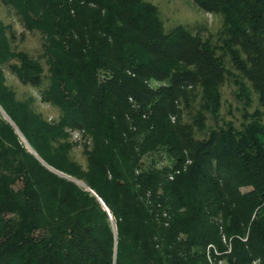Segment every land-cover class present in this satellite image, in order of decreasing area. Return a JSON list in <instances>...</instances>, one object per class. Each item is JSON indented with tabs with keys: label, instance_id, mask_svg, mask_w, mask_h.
<instances>
[{
	"label": "trees",
	"instance_id": "trees-1",
	"mask_svg": "<svg viewBox=\"0 0 264 264\" xmlns=\"http://www.w3.org/2000/svg\"><path fill=\"white\" fill-rule=\"evenodd\" d=\"M193 1L215 34L150 0H1L23 30L0 18V264H264V0Z\"/></svg>",
	"mask_w": 264,
	"mask_h": 264
},
{
	"label": "rangeland",
	"instance_id": "rangeland-1",
	"mask_svg": "<svg viewBox=\"0 0 264 264\" xmlns=\"http://www.w3.org/2000/svg\"><path fill=\"white\" fill-rule=\"evenodd\" d=\"M159 10L161 20L166 30H169L177 25L187 26L193 31L196 29H204L206 32L216 33L221 25L222 19L219 15L208 13L200 9L193 0H150ZM0 18L8 24H12L17 32L23 30L22 25L14 16L13 11L7 8L0 0ZM206 28V29H205ZM43 37L39 31L25 32L23 39L18 41L17 48L26 50L33 56H39L42 52ZM43 62V59H42ZM45 68L46 63H44ZM45 73L46 69H45ZM7 84L12 87L18 98H24L28 95H33L36 101L34 108L43 114L48 119H58L62 110L58 107L51 105L40 100L41 87H31L22 84L20 80L10 71H6ZM222 92V108L221 117L225 120H233L238 124L242 119V110L244 109V102L236 97L237 88L230 82H225L221 86ZM257 106V98L254 95V101L250 110ZM73 139L77 136L73 135ZM21 140L27 145L23 137ZM28 146V145H27ZM72 157L85 165V157L82 153L80 145L75 146L71 152Z\"/></svg>",
	"mask_w": 264,
	"mask_h": 264
},
{
	"label": "water",
	"instance_id": "water-1",
	"mask_svg": "<svg viewBox=\"0 0 264 264\" xmlns=\"http://www.w3.org/2000/svg\"><path fill=\"white\" fill-rule=\"evenodd\" d=\"M23 139L25 140V138L23 137ZM25 142H26V140H25ZM27 143V142H26ZM28 145V144H27ZM31 149V148H30ZM79 182V181H78ZM79 183H81L82 185H85V184H83L82 182H79ZM99 199H100V201H102L101 200V198L93 191V190H91ZM102 203H103V201H102ZM103 205H104V207L107 209V207H106V205L103 203ZM107 211H108V209H107Z\"/></svg>",
	"mask_w": 264,
	"mask_h": 264
},
{
	"label": "built area",
	"instance_id": "built-area-1",
	"mask_svg": "<svg viewBox=\"0 0 264 264\" xmlns=\"http://www.w3.org/2000/svg\"><path fill=\"white\" fill-rule=\"evenodd\" d=\"M75 136H77V134H75Z\"/></svg>",
	"mask_w": 264,
	"mask_h": 264
}]
</instances>
